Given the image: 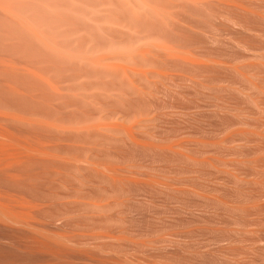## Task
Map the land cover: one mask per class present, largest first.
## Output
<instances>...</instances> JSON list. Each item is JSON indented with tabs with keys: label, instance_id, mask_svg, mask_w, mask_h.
<instances>
[{
	"label": "rangeland",
	"instance_id": "1",
	"mask_svg": "<svg viewBox=\"0 0 264 264\" xmlns=\"http://www.w3.org/2000/svg\"><path fill=\"white\" fill-rule=\"evenodd\" d=\"M8 1L9 0H7V2ZM10 1L15 8L12 5V7L10 5H8V7H11L14 11L6 10V1L5 3L3 1L6 6H3L5 7L4 13L6 11L8 12L5 14L18 12L21 16L26 15L25 17L22 16V18H20L21 20L23 17L26 18L23 19L24 21L22 20L19 22L18 20L19 24L21 23V25H23L22 22L26 24L25 21L27 22L28 20L29 24L24 26L31 29L30 27H32V23H39V25L37 24L35 26H39L42 30L45 28L43 31L47 38H54V40L62 43L63 46L59 42H56L58 46L60 44L64 47V51L72 49V54L75 52V55L78 54L77 56L80 55L79 57L83 58L81 60L79 59V61H83V63H80L74 58L78 62V65H75L76 67H71L72 69L74 68V71L71 69V71H69L70 67H68L67 64V58L66 61L61 59L64 60L62 61L64 62V64H62L64 68H66L65 64H67L66 69L62 67L65 72L61 68L63 74H54V71L56 70L52 71L54 75L58 74L54 77L62 79L58 81L57 79L59 78H55L59 84L64 81L63 84H61L64 85V88L61 87L63 90L66 86L65 82H69L66 89L71 88L70 86L68 87L69 84L71 86L73 85L71 88L72 94H77L73 93V91L77 90L76 86L78 85V99L77 96H75V98L70 93L71 98H68L69 105L64 104L68 103V101H64L67 99L62 98L69 97L70 95L68 92L70 91L67 92L69 96L65 93L66 89L64 90L65 94H63V92L58 93V89L61 88L56 85L59 84H55V81L52 82L53 80L50 81L49 76V79L46 77L47 74H51V71L47 74L45 73V78L41 77L44 73H42L40 69L42 68L41 70L43 71V64L45 66L47 64L42 63L43 67L41 66V68H38V71L36 69V71L37 74L39 71V73H41V75L39 74V78H43L44 80L47 78V81L49 80L50 83L55 84L58 88V91L56 90L57 92H55V94H53L54 92L51 94L49 89L47 91V87L45 88L43 86L48 83L47 81L43 80L46 82L43 84L40 79L41 82L36 83L38 81H36L35 78L38 75L35 74L36 71H33L36 66H40V61L43 62L48 58H46V55L44 57L43 54L40 57L38 55L42 50L51 53V51H46V49H48V45L53 48L51 43L54 44V42L51 41L49 43L45 40V42H48L49 44L46 49H42V46L40 48V44H37L39 41L42 45L45 43H42V40H44L42 38L44 36L42 32L39 35H43L41 36V40H37V34V38L34 36V39H32L33 36H27L31 37L32 40H35L32 41V43L30 41L31 39L28 40L30 41L28 42V44L30 43L29 45L33 44V47L38 45L39 49H41V52L39 51L40 53H38V49H33L37 55L33 51L34 57L32 56L30 60L32 58L35 60L37 57L41 59L40 61H37L35 64H38L34 66L35 61L31 60L33 64L28 62L29 58L27 57L29 56H25V54L33 55V53H27L25 47H22L21 49L20 44L21 46H24L25 44L23 45L21 43L22 41H18L20 38L19 36L15 35L13 37H17L16 39L20 44L10 36L15 40L16 43L12 40L15 45L18 46L19 44L20 48L17 46H14L13 48H16V53L12 48H9L13 47L11 46V39L7 38L9 34L7 36L4 34L8 32L9 28H3L4 24L2 22L3 25L0 24L2 25L0 28L2 27V30H7H4L6 32L3 31V33L0 32V36L2 37L3 35V38L5 37L4 39H10V42H8V45L10 43V46L8 47L6 45L7 48H5L6 43H3L5 40L0 37V43L2 42L4 44L1 43L3 47L0 46V54L11 50L13 56L19 53L18 50L20 51L21 49L22 52L25 51V54L24 52H20V56H18L19 54L17 55L18 60L16 56H14L15 58L13 57L18 61L17 64H20L19 61L25 56L23 57L24 61L26 60L25 62H28V64L31 63L28 65L24 62L25 65L28 67L30 65L34 66L31 68L25 66L28 70L33 68L32 71H30L34 72V74L26 72L27 69L25 70L26 73L30 74L29 77L25 72L23 73L24 70L22 68H24V66L22 63V68H18V65L16 68L14 63L13 68L23 70L20 72L23 73L21 75L24 77H22L19 72L18 76H14L17 74V70L15 69V73L13 68H11L12 64L8 67L11 68V70L6 67L10 64L9 62H7L8 64L6 66L1 64L2 69L4 67L5 69L7 68L4 70L5 73L9 70L6 74L9 75V72H12L13 74H11L13 78L20 76V79L18 80L19 83L16 82V78L13 79L15 83L11 79V84L13 85L14 83L13 88L16 86H24V83H20V80L22 78H31V75H33L34 78H32L35 79V83L40 85H38L39 92L42 93V89H44V94L48 95V97H50L49 94H51V99L44 95L43 97L42 95H39L41 96L39 98L37 96V94H39L37 93L38 89L35 91L38 86L35 83L34 85L32 80L26 79L27 82H25L28 84H25L27 85L26 88L31 86L28 83L29 81L33 85V87L31 86V89H33L34 93H37H35V95L32 94V96L30 92L31 89L29 90L31 95H29L30 99H34L33 105L36 107L39 106L37 107L38 111L41 108L43 109L41 110L44 111L42 113L40 110L41 113L39 111L37 116L35 114L38 112H34L33 116H36L39 119L41 117L42 120L45 114L48 113L47 110L49 111L52 109L51 112H54V115H58L59 113L57 110L59 109L60 111H58L61 112V110L64 109L65 111L63 110L62 112H66V115L64 113L61 114H63L62 116L64 117L66 116V119L61 117L60 119L62 121L59 120L60 123H71V125H74L78 120L77 123H79V125L76 123V125L73 126L74 129L76 128L79 130L80 127V129H83L84 126L82 127V125L84 124H88V127L92 125L93 128L87 127L88 130L92 129L90 135L88 133L89 131H87L85 132L87 133L85 136V133L83 132L84 130L86 131L87 128H85L83 131L81 130L83 132L82 135L79 132L81 136L76 138L77 133H75V137L72 135L76 129L75 131L73 129L74 132L72 131V134H70L71 132L68 133V131H66L67 134H65V130H61L63 127L62 125H55L58 127L60 126V130H58L61 135L65 134L64 136H59V131L57 129V131L52 129L54 124H57L59 116L58 118H56V115L51 116L52 113L49 115L50 112L48 113V116L55 117V120H57L53 123L54 119L51 120L49 117V119L53 121L49 122L53 123V125L49 124V127L46 120L45 122H42V125V123H38L39 120H37V123L43 126V128H39L38 126H35V124L33 126L31 125L35 121L33 118L34 121H31L32 123H30L32 128L31 126L28 127L25 115L28 114L27 118H29L32 114V109L35 110L36 107H33L31 104L33 101L30 100V102L29 97L28 100L25 99L26 101L23 99L22 102H18L21 99L17 98L19 97L17 96L15 102L14 96L20 91L16 92L14 89L15 92L12 93L14 94L13 96L9 91L12 89L13 92L14 90L12 87H9L11 88L8 91L11 95L10 98L0 90V94L2 92V97H4L0 100L2 102L3 99L5 100L4 103L8 106V109L9 105L7 104L9 102L10 105L13 103L14 105L12 104L10 109L16 106L17 109H15V112H20L21 114L19 118L22 116V119L23 117L26 119L25 123L24 121L22 122L23 126L26 124V127L31 128V131H27L28 128L25 129L23 127L18 130L20 127L18 124L22 126V123H20L22 119L20 121L18 118V123L17 113L15 115L14 111L13 113L8 109L5 111L6 108L3 109V106H6L2 103L0 104V107L2 105V109L5 112L10 111V114L16 116V118L13 117L14 115H12V117L17 119V123H15V119L8 118L10 114H4L8 116H5L6 118L4 115L1 116L2 118H5H3L4 121L0 117V123L4 121L2 127H8V129L3 128V132L5 129L7 132L6 134L9 136L12 132L15 136L14 137L12 134L13 138H16L18 142L21 141L19 144H22L24 140L28 141V144L24 142L25 144L23 143L22 145H26V147L29 145V150L34 145L35 147L33 148L38 149V147L40 148L43 146V148L41 147L42 149L40 148L41 150L39 149L40 151L46 148L48 151H52L53 154L60 150L61 153H55V155H61L62 157L63 155L65 157L68 156L69 158L64 157V159L71 162L72 160H70V158L78 156L79 158H77L81 161L82 159H85V155L90 152L92 155L89 153L86 159H88L90 155L89 161L92 158L91 161L93 160L96 165L92 162L94 165L91 169H88V167L85 169V167L81 165L83 168L79 170L78 168L81 167L79 164H82L84 160L81 163L77 162L79 163L77 168L75 165L73 166L72 163L68 164V161L65 165V162L63 163L62 161L66 160H61L56 156V158L60 160V165L59 162H57L58 160L55 161V155H53L55 159L52 160L53 157L51 156L37 157L38 155L36 156V154L39 153L38 150L37 153H35L36 151L34 152L35 155L33 154V151H31V154L29 155L31 158L29 156L26 157V159L29 158L30 161L29 159L28 161L24 159V161L26 160V165L28 164L32 167H28V165L25 166V162L21 161L24 162L22 167L24 166L23 168L26 169L28 167V170L31 171L33 169L39 171L41 174H37L39 172L34 173V170L32 171L36 177L38 175L40 177L44 175L45 177H43L44 179L41 177L42 179L38 181L33 180L35 183L30 181L29 186H35L34 188L28 186L29 180H32V178L37 180L39 176L36 179V177L31 176L32 173H30V171H26L28 174L26 175L23 171L25 169L18 170L19 163L13 164L10 166V168H13L9 169L11 171L14 170L15 174L16 172L22 171V176H31L28 177L30 179H26V176L21 179V176L19 178V174L17 173L16 176L21 181H24L21 182L18 179L21 183H19V185L16 183L17 180H15V175L11 176L12 173H10V176H8L10 170L8 172L7 168L6 170L1 169L5 170V172L2 171L3 173L0 170V179L2 181L0 183V190L1 185L4 183L2 190L9 189L4 192L1 190L2 194L0 192V195H3L1 197L6 199L7 197L9 198L14 187H18V189L15 188L13 190L14 192L12 194H14V196L16 195V197H18L17 194L22 193L19 195L20 198L22 195L26 194L23 196L25 197V202H27L28 198L29 200L32 198L31 200L33 201L32 203L30 200L28 202H31L32 204H29L28 202L27 204H35V206L38 205L39 207V205L43 203L45 204V207L43 206V208L42 205H40L43 208L40 207V210L42 209L41 211L36 209L35 206H30L33 210L30 209L29 205L27 206L29 207V210L26 205L25 207L24 205H20L19 207V204H16L19 198L16 201V197L11 194L10 197L13 196L14 200L12 199L13 202H11V198H9V200L11 203H14L15 201V205L18 207L17 210L20 208V211L23 207L22 211H26V214L27 211L31 212L30 210H32L31 215L34 217L42 216L43 211V213L45 212L44 214H46L45 216L52 219L51 221V219L49 220L43 215L44 218L42 216V219L46 221L44 222V220L39 219L41 222L37 223L39 225V227H37L35 224L39 221L37 220L38 217L36 218V222H34L35 219L32 218V216L30 217V215H28L26 217L25 214L24 217H30V219L28 218L29 221L32 222L34 219L33 225L35 227H30V229L29 227L18 225L20 228L21 226L23 228L20 229L16 226L19 223H15V226H13V223V225L11 224L10 226L8 223L12 222L5 221L8 225L7 226L0 221V236L2 235L0 239V264H102L103 262V264L106 262L111 264L117 262H123L124 264L130 262L151 264H264V0H232L233 2L228 0L229 3H227V5L226 2H223L224 0H216V2L215 0H192L193 3L190 0H146L148 2H144L145 0H138V3H141V1L144 4L149 3L144 9L142 6V8L137 7L136 5L138 4L133 3L132 0ZM234 1L237 4L239 3V5L236 6ZM135 2L137 1L135 0ZM144 4L142 5L144 6ZM240 6L243 7L240 8ZM10 14L6 17H10ZM12 14L11 17L14 16ZM19 14H17L16 16L18 17L15 18L18 19ZM0 15H2L0 16V21H4V23H8L9 21L10 23L13 22L10 18L9 20H6L3 13ZM1 17H3V19ZM11 19L17 20L14 19V17ZM18 22L16 21V23ZM19 24L17 25L19 26ZM12 25L10 24L11 27ZM34 27H32V30L36 29L37 31L38 28ZM15 28L11 29V31ZM25 29L23 28V31ZM18 31L16 33H18ZM14 32L15 31H13V34ZM26 32L28 34V31ZM8 33L12 34L10 31ZM38 33H40L39 30ZM29 34L33 35L31 32ZM22 36L26 35L23 34ZM27 37L25 38L27 39ZM22 38L21 40H23ZM25 41L26 40H24L23 43H25ZM36 41L38 42L36 43ZM54 48H56V46H54ZM29 49L30 48L27 50L30 51ZM60 49L61 47H58V50L63 53V50ZM54 50L56 51L57 48L52 51ZM59 51L57 56L61 55ZM67 52L71 53L70 51ZM68 53L66 54V52H64L62 56L65 54L68 56ZM174 53H176V56L178 57L173 56L175 55ZM11 54H9V56ZM22 54L24 55L21 57ZM72 54L69 55V57L72 56ZM5 55L8 56V54ZM53 55L54 54H52V56ZM75 55L73 57H76ZM179 55H182V57ZM52 56L49 58H53L54 60L58 59L56 56H54L55 58ZM82 56H85V58H92V60L90 59L92 63L98 59V63L95 61L96 65L91 64V62L88 64V62L85 61L87 63L84 64V60H90L85 59ZM3 57L5 56H2V58ZM19 57L21 58L19 59ZM42 57H44L43 60ZM73 57L70 58L72 59ZM7 58L11 61V59H9L10 57ZM7 58L5 57L3 60H7ZM38 58L36 60H39ZM48 59L46 63H48ZM99 59H101V61H99ZM49 60L51 61L52 59ZM54 60H52V62ZM4 63L6 64V61ZM55 63L59 64V61H56ZM70 63L71 62H69V66H71ZM74 64L77 63L74 62ZM50 66L51 68L47 67L52 70V65ZM126 66H128L127 68L130 67L133 69L134 72H130L129 69V71L126 70ZM47 67H44V70H47L46 72L49 71ZM58 68H60V66ZM61 69L58 70L59 73ZM4 71L2 72L4 73ZM69 72L72 74L76 72L74 73L76 74L74 77L76 78V81L71 79L73 75L69 74ZM26 75L27 77H25ZM0 76L3 77L2 74H0ZM1 77L0 84H2L3 81V84L6 86V83L9 81L5 80L6 82L4 83L5 78L2 80ZM51 77L54 78L53 76ZM10 78L8 80H10ZM57 81L56 83H58ZM73 81L77 84L76 86H74V83L71 84ZM16 83L18 84L16 85ZM50 83L46 86L52 88ZM11 84L10 82L8 83V85ZM8 85L6 87L3 86V91H5L4 88H7ZM74 87L75 89L73 90ZM53 89L54 88L51 90L53 91ZM22 92L26 93L24 90H22ZM47 92L49 94H47ZM26 94L28 96V93ZM58 94H61L62 97L58 98L63 101L58 99L59 102L61 101L60 103L56 100L55 103H52L54 101H52L53 98L55 99V97L60 96ZM62 94L65 95V97ZM33 97L37 98L36 103L35 98ZM45 97L48 101H52L49 102V104L51 103L58 107L56 111V108H52L55 106H51L50 108ZM6 98L10 101H6L8 100ZM73 98L76 103L72 101ZM38 99L43 103V100H45L46 104L42 105L43 103H40L41 101H38ZM28 101L32 107L29 105ZM24 102L28 103L30 112L25 111L24 108V112L22 110L19 112L17 111ZM37 102L40 104L36 105ZM70 102L75 103L73 108V103L71 104ZM24 105L26 106V104ZM40 105L42 107H40ZM59 105H61V107ZM75 107L77 108L76 111L74 110ZM66 109H68V111L69 109L70 111L72 109V111H75V114L72 111L71 113L70 111L67 112ZM3 110H0V115H2ZM40 114H44V116H41ZM48 116L46 115L47 120ZM69 116H71V118H68ZM36 117L35 119H37ZM64 119L66 120L65 122ZM10 120H13V125L17 124V126H12ZM44 123H46V125L53 131L47 130L45 132L46 128H44ZM106 124L107 126L109 125V128L106 127L108 129H103L104 127L102 128V126H106ZM11 126L12 129H10ZM76 126H79V128ZM68 127L66 126L67 129ZM33 129H36L37 134L41 130L43 135L40 132L39 133L47 139L43 140V137L40 138L41 136L38 134V140L34 141V139H36L34 137H37V135L35 136L36 131L34 132ZM11 130H14L18 136L20 134L22 138L25 139L18 138V136ZM50 131L53 132L55 136L57 133V136H59L62 141H60V139L58 140L56 136L55 138L60 141L57 143L58 141L54 140V135ZM125 131H129L130 134L134 136V141H136L134 142L131 139H128L129 137L126 136ZM49 132L53 136L49 134ZM23 133H25L24 136ZM28 134L30 135V138ZM31 137H33V142L31 141L33 144H29ZM48 138L54 144L51 143ZM65 138H75V143H78L76 146L77 148L75 146L73 148L71 147L75 144H71L72 139L70 140L71 142L69 139L66 140V142H70H68L67 147L68 145L70 146L68 148L65 147L66 142L64 141L65 143L62 144L63 139ZM40 139H42L43 142L40 141ZM38 141L40 144H43H36L35 142L38 143ZM44 141L48 142V144L51 143V146L44 143ZM54 141L57 142L55 143ZM13 142L17 141L13 140ZM17 143L15 144L17 145ZM58 144L63 148L59 147L60 145ZM47 146L52 148L49 149ZM58 147L60 149H58ZM62 149H67L68 151L72 149L71 152L73 153L66 152L67 155ZM88 150L90 151L86 153ZM50 151L48 153L52 154ZM42 152L41 154L44 155L45 153ZM74 153H76L75 155L77 156H75ZM32 154L34 158L32 157ZM39 158L40 160L41 158H46L44 159L45 162L39 161L40 163L38 162L37 164L36 162ZM47 158H50V160L48 161ZM35 159H37V161ZM74 160L73 162L75 164L76 160ZM31 161L34 163L29 164ZM54 161L58 164L56 165L57 170L52 168L55 165ZM89 161L84 162L90 163L91 161ZM49 162H51L52 166L50 167V170H47L50 166ZM36 164L38 168H36ZM48 164L49 166H47ZM84 165L87 164L84 163ZM98 165L102 166V168ZM14 166H17L15 167L17 170L14 169ZM60 166L62 168H60ZM22 167L20 166L19 169ZM73 167L74 169L76 167L79 172L78 170H75L74 172L72 169ZM45 169L47 172H51L50 174L52 177L45 171ZM43 170L48 175H45ZM61 170L62 175L60 172ZM6 171L8 172V175ZM54 171H56V173H54ZM58 171L61 176L57 175ZM55 174L58 177H56ZM3 175L6 177V181H9V179L13 180V182L16 183L15 186H13L14 183L12 181L6 182ZM53 175L57 178L54 181L49 178L50 176L52 179H55ZM46 177L48 179L44 182ZM23 178L26 179V182L28 181V183H26ZM24 183L28 187L24 185ZM32 183L35 185H32ZM6 185L8 187H6ZM36 185L38 188H36ZM21 188L22 190L20 191ZM15 190L18 191L16 192ZM31 190H34L33 192L35 194H31L33 193ZM5 193H8L7 197L4 195ZM32 195H35L37 199L39 197L38 200L41 199V201L36 200L34 198L35 196L31 197ZM23 197H21L20 200L24 201L22 199ZM3 200L6 201L5 199ZM9 200L7 199V201ZM20 200L18 203H20ZM86 201H91L95 205L93 204L94 206L92 207V203L88 202L90 203L91 208H89V204H87V208L85 207L87 205L84 204ZM36 202L40 203L36 204ZM33 211L38 215L35 216ZM87 213L89 215H87ZM65 214L72 218H69L67 215L65 216ZM50 215L52 217H50ZM58 215L59 217L60 215H63V219L67 217L64 219L65 223L63 221L64 226L62 225V217L53 220V217L55 216L56 218L57 216L58 218ZM89 216L93 218L91 223L87 222L90 218ZM68 218L72 221H69ZM92 218H90V220ZM47 219L48 222L55 221L52 224L57 225L51 226L50 222L48 223L49 228L46 224ZM85 219H87L86 222ZM42 222L46 225V230L43 227ZM41 223L42 227H40ZM4 225L10 231L7 230ZM68 225H70V227ZM62 226H67V230L64 228L62 233H67L69 230L67 234H70V236L64 234L65 236H68L67 238L63 235L64 239L70 238V244H74L72 242H75V244H79L78 246L75 245L71 248L69 247V243L65 242L66 240H60L62 236L60 235L61 237H58V234L61 233ZM83 226L85 228H83ZM52 227L57 228L56 230H53L54 228L52 229ZM17 228L18 230H16ZM39 228H43L44 230H41L40 233ZM11 229L13 231H11ZM19 229L21 232L23 230V235ZM36 229H38V231L35 232ZM47 229L49 231L50 229L52 230L51 233L53 232L54 236L50 232H48V234L53 237L50 235L48 237V235H46L47 233H43L48 231ZM1 230L3 232H1ZM57 230L60 232L58 231V234L54 233V231L57 232ZM75 230L77 232L81 231V233H76ZM16 231L17 233H14ZM72 231H74V233ZM38 232L46 237V239L43 236L40 237L41 244L45 247H42L40 241H37L39 240L38 237L41 236L37 235ZM84 232L86 234H89L88 232H90V236L93 235L94 238H90V236L86 235ZM30 233L33 234L30 235ZM35 233L37 234L35 235ZM55 234L57 235L56 237ZM80 234L83 236H79ZM95 235L99 236L96 237ZM86 236L90 239L88 240ZM33 237L37 242L35 239H32ZM50 237L52 239L56 238V241L60 240L59 242H65L64 245L68 244V248L66 245L61 246L62 243L59 244V242L56 243L60 246L52 247L55 240L53 239V241L49 239L47 242ZM34 241L35 243H33ZM43 242H45V244ZM49 242L53 243L48 246ZM89 242H92L91 245ZM32 243L34 249L37 247L35 250L36 252L33 250ZM50 247H52V249ZM54 247H57L60 253L56 251L57 249ZM29 248L32 249V251ZM39 248H45L47 251L50 250L51 253H45L46 251H43L45 249L40 250ZM53 249L54 251H52ZM37 250L39 252H37ZM40 252L43 253L36 254ZM53 252L56 255L58 254V257L54 256ZM51 254L54 257H52ZM111 260L113 262H111ZM99 261L101 262L99 263Z\"/></svg>",
	"mask_w": 264,
	"mask_h": 264
},
{
	"label": "bare ground",
	"instance_id": "2",
	"mask_svg": "<svg viewBox=\"0 0 264 264\" xmlns=\"http://www.w3.org/2000/svg\"><path fill=\"white\" fill-rule=\"evenodd\" d=\"M3 1H4V3H5V1H6L7 4L5 3V5H7V7L4 5ZM3 1L0 0V2H1V3H0V5H1V6H0V12L3 13V16H4V17H6V16H9L10 13H9V14H5L7 11L4 13V11H5L4 9H5V7H6V10H8V11H12V12H13L14 10H12V8H11L13 5H12V2H11L10 0H9L10 2H9V1L7 2V0H3ZM17 1H18V0H17ZM19 1H20V0H19ZM129 1H130V0H129ZM136 1H137V2H135V0H134V1L132 0L133 3L138 4V5H136L137 7H140V8L143 7V9H144V7H147V6H146L147 4H149V3L144 4V3H142V1H141V3L144 4V6H143L140 2L138 3V0H136ZM184 1H185V0H184ZM187 1H189V0H187ZM190 1L192 2V0H190ZM200 1H202V0H200ZM209 1H210V0H209ZM213 1H214V0H213ZM231 1H232V0H231ZM13 2H14V1H13ZM144 2H148V1L145 0ZM215 2H216V0H215ZM217 2H219V1H217ZM223 2H226V5H227V3H229L228 0H224ZM232 2H233V1H232ZM232 2H231V3H232ZM192 3H193V2H192ZM221 3H222V2H221ZM231 3H230V4H231ZM234 3H236V2L234 1ZM140 4H141V5H140ZM222 4H223V3H222ZM224 4H225V3H224ZM8 5H10V6L12 5V6L9 8ZM14 5H16V4H14ZM19 5H20V4H19ZM231 5H232V4H231ZM237 5H239V3H238V4L236 3V6H237ZM3 6H5V7H3ZM20 6H21V5H20ZM141 6H142V7H141ZM233 6H234V4H233ZM2 7H3V9H2ZM13 7L15 8V6H13ZM17 7H18V6H17ZM242 7H243V6H242ZM242 7L240 6V8H242ZM2 10H3V11H2ZM23 10H24V9H23ZM15 11H16V10H15ZM18 11H19V10H18ZM12 12H11V14H12ZM2 13H0V14H2ZM7 13H8V12H7ZM11 14H10V17H6V20H9V18H10V20L13 21V22L10 23V21H9V22H8V21H5V22H8V23H4V21H0V24H2V22H3V24H4V25L2 24V25L4 26L3 28H7V29L9 28L8 32L10 31V32L12 33V34H10V33L6 32V31H4V30H7V29L2 30L3 28H2V27L0 28V29H1V31H0L1 33H3V31L7 33V34L4 33L5 36H7V35L9 34V35L7 36V38H10V39H11V43H12L11 46H13V47H9V46H10V43H9V45H8V42H10V39H7V38H6V39H7V42H6V39H4L5 37L3 38V35H2V37H1V36H0V37L3 38V39L5 40V42H3V43H6L5 46L7 45L10 49H11V48L13 49L14 46H17V45H15V44L13 43V41H14V42H15V40H16V42H18V41H22L21 43H22L23 45L25 44L24 46H21V44L18 42V43L20 44L21 49H22V47H23V48L25 47L26 50H25V49H23V50H25L27 53H28V52H31V54L33 53L34 50H37V49H38V53H40V52H41V49H39V46H38V45H36V47H33L34 45H33V44L29 45L30 43L28 44V42L31 41V43H32V41H35V40H32V39H34V36H35V38H37V36H38L37 40H39V39L41 40V36H43V35H41V36H39V35L41 34V32L44 34V31H43V30H44L45 28H43V30H42L39 26H35V25H37V24L39 25V23H36V24L32 23V27L35 26L34 28H38V30L40 31V33H38V30L36 31V29L32 30V27H30L31 29H28L26 26H24V25H28V24H29V21H28V20H27V22L25 21L26 24H24V22H22L23 25H21V23L19 24V22H21L23 19H26V18H24L26 15H25V16L22 15V16H24V17H23V19L21 20L20 18H22V16H21L18 12H17V13L14 12V13L12 14V15H14V16H12V17H14V19H17V18H15V17H18V16H16V15L19 14V18H18L17 20H13V19H11V18H12V17H11ZM0 16H2V15H0ZM20 16H21V17H20ZM1 18L3 19V17H1ZM7 18H8V19H7ZM18 20H19V22H18ZM14 21H15V22H14ZM16 21H17L18 23H16ZM23 21H24V20H23ZM15 23H16V24H15ZM6 24H9V25H6ZM10 24H11V25H12V24L14 25V26L12 25L13 28L18 27V28H15V29L13 30V31H15L14 34H13V31H11V29H13V28L10 26ZM17 24H19V26H18ZM30 24H31V23H30ZM33 24H34V25H33ZM2 25H0V26H2ZM5 25H6V26H5ZM20 25H21V26H20ZM7 26H9V27H7ZM30 26H31V25H30ZM40 26H41V25H40ZM22 27H23L24 29L27 28L28 30L25 29V30L23 31V28H22ZM28 27H29V26H28ZM21 29H22V32H21ZM40 29H41V30H40ZM18 30H20V31H18ZM29 30H32L33 32H32V31H29ZM17 31H18V33H16ZM26 31H28V34H27ZM35 31H36V32H35ZM23 32H24V33H23ZM30 32H31V34H33V35H30V34H29ZM1 33H0V34H1ZM21 33H22V34H21ZM45 33H46V32H45ZM18 34H19V35H18ZM20 34H21V35H20ZM23 34L26 35V36H22ZM36 34H37V36H36ZM15 35L20 37V38L18 39V41H17V39H16L17 37H16V38L13 37V36H15ZM28 35H29V36H33V38L31 39V37H27ZM10 36L13 37V39H15V40H13ZM44 36H45L46 38H45ZM44 36L42 37V38L44 39V40H42V43L45 42V40L48 41L49 43L52 41V42H54V44L51 43V45L53 46V48H52L50 45H48V44H49L48 42L43 43L44 45H42L40 41H39V42L36 41V43L38 42L37 44H40V48H41V46H42V49H43V48L46 49V48H47V45H48V49H46V51H51V53L53 52L52 54H54V55L52 56L51 53H48V52H45V50H42V52L40 53L41 55L39 54L38 56L40 57V56H42V54L44 55V57H45V55H46V58H47V57L49 58L50 56H52V57L56 56V58H58L57 60H54L53 58H49V59H52V60H54L55 62H56V61H57V62L59 61V64H60V65H59L58 63L56 64L54 61L52 62V60L50 61L48 58H47V59H48V63H49V64L46 63V62H47V59H45L46 61L44 60L45 62H44V61L41 62V61H40L41 59L38 58V57H37V58H38L39 60H36L37 58H36L35 60H34V58H32L31 60H34V61H35V62H34V66L38 64V63L35 64L37 61H40V63H39L40 66H38V67L36 66L35 69L32 68L33 71H36V69H37V71H38V68H41L42 63L47 64L46 66L43 64V66H44L45 68H46L47 66L51 68L50 65H52V70H50V68L47 67V69H49L48 72H46L47 70H46V69L44 70V67L42 66V67H43V71H45V72H43V71L41 70L42 68L40 69V71H41L42 73H44V74H42V75H41V73H39L40 71L38 72V74H37V71L35 72V74L38 75V76L35 78L36 81H38V82L34 81L35 79H33V78H34L33 75H31V78H29V77H30V74H31V73L34 74V72H31L32 69H30L31 71L27 69L28 66L25 65V63H26L25 61H26V60L24 61V59H23V57H25V56H29V57H27V58H29L28 62H31V63H32V61L30 60V58H31L32 56L34 57V53H36L35 51H34L33 55H26V54H25V51H23L24 54H25V56H23L24 54L21 55V57H22V56H23V57H22V60H21L22 62L19 61L20 64H17V62H18V61H17V60H18L17 55L19 54L18 56H20V54H21L20 52H22L21 49H20V51L18 50L19 53H17L16 55H13V56H12V54H11V50L3 52V53H2L3 55L0 54V56L2 55V56H5L6 58H7V57H10L9 59H11V61H9L8 58H7L8 61H7V60H3L5 57L2 58V56H1V57H0V62H1V60H2L3 63L6 61V64H5V63L3 64V63L1 62L0 65L2 64L3 66H6V65L8 64L7 62H9L10 64H8V65L6 66L7 68L10 67L11 64H12V67H11V68H13L14 66H15L16 68H17L18 66H19L18 68H20V67L22 68V65L24 66L25 69L22 68L24 71L21 70V69H18V70H17L16 68H13V70L15 71V73H16V70H17V74L14 75V76H18V72L20 73V72L23 71V73H24L26 69H27L26 72L30 73V74H28V73L25 72L29 77H28V78H22V79L20 80V83H24V86H21V87H17V86H16V85L19 83L18 80L20 79V78H19L20 76L17 77V78L14 77V78H16V80H17L16 82H18V83H16V85H15L16 87L13 88L14 83H15V81H13V79H14L13 76H12L13 73L11 72V73H12V74H11V73L9 72V75H11V76H9L8 74H6L7 71H9V70H7L6 73H5L4 70H6L7 68L5 69V67H4V68L2 69V65L0 66L1 70L4 71V73H3V72L0 70V71H1L0 74H2V76H3V77L0 76L1 79L3 80V79L5 78V79H4V83H5L6 81H9L10 84H11L12 81L14 82L13 85H12V84H11V85H8L9 82L6 83V86L8 85V87H7V88H4L5 91H3V86H5V84H3V81L1 80V81H2V84H0V90H2L3 94L8 95L9 98H10L11 95L14 96V94H12V93H14L15 90H16V92H17V91H20V92H17V95L15 94L16 96H14L15 100H14V99H13V100H14L15 102H16L17 98H20V99H21V100L18 99V100H20V101H18V102H22L23 99H24V100H25V99L28 100V97H29V101H30V100H32V99H30V96H31L32 94L35 95L36 92L34 93V92H33V89H31V86L33 87V85L31 84V82L28 81L29 85H31V86H28V87H27L28 89L26 88V86L28 85V84L26 83L28 79L32 80V81H33V84H34L35 82H36V83H39V82H41V80H42V83L44 84V83H46V82H44V81H47V78H48V76H49V77H50V81L53 80L52 82L55 81V82H54L55 84H59L58 81H59L61 78L57 77V78H59V79H57V78L54 77V76H57L58 74H63L62 69L64 68V66H63L62 64H64V62H62V61H64V60L66 61V58H67V62H68V63H67V62H66V63L68 64V67H70V68H69V71H71V70L74 71V68L72 69L71 67H73V66L76 67L75 65H78L77 60L79 61V59H80V60L83 59V58H80V57H79L80 55L77 56V55H78L77 53H76L77 55H75V52H74V51H73L74 54H72V51H71L72 49H69V50H66V49H65L66 51H64V49H63L64 47H62L63 45H62L61 42H59V41H57V40H54V38H52V39L49 38V37L47 38L46 34H44ZM22 37H24V38H22ZM25 37H27V39H26ZM39 37H40V38H39ZM21 38H22L23 40H21ZM3 39H2V40H3ZM30 39H31V40H30ZM47 39H49L50 41L47 40ZM0 40H1V39H0ZM4 40H3V41H4ZM8 40H9V41H8ZM12 40H13V41H12ZM24 40H26L25 43H23ZM28 40H30V41H28ZM16 42H15V43H16ZM26 42H27V43H26ZM56 42H59L62 46H61L60 44H59V46H58V44H57ZM1 43H2V42H1ZM1 43H0V46L3 47L4 44L2 43L3 45H1ZM36 43H34V44H36ZM13 44H14V45H13ZM19 44H18L17 47H19ZM27 44H28L30 47H29ZM55 44H57V45H55ZM7 46H6L5 48H7ZM44 46H45V47H44ZM54 46H56V48H57L56 51H55V50L52 51L53 49H56V48H54ZM57 46H58L59 48L61 47V49L63 50V53H62L61 51L58 50V47H57ZM20 47H19V48H20ZM27 47L30 48V49H29L30 51L27 50V49H28ZM31 47H32V49H31ZM50 47H51V48H50ZM19 48H17V49H19ZM34 48H35V49H34ZM49 48H50V49H49ZM165 48H167V47H165ZM33 49H34V50H33ZM51 49H52V50H51ZM61 49H60V50H61ZM67 49H68V48H67ZM15 50H16V48L13 49L14 52H15ZM1 51H2V48H1ZM13 51H12V53H13ZM16 51H17V50H16ZM39 51H40V52H39ZM58 51H59V53L61 54V55H58L59 57L61 56L60 58L57 56ZM67 51H70L71 53H68ZM23 52H22V53H23ZM43 52H44L45 54H44ZM54 52H55V53H54ZM64 52H66V54L68 53V56L65 54V55H63V56H64V57H63L62 54H64ZM15 53H16V52H15ZM5 54H8V56H6ZM9 54H11V55L9 56ZM13 54H14V53H13ZM50 54H51V55H50ZM55 54H56V55H55ZM71 54H72V56H70V57H73L74 55L76 56V57H73V58H72L73 60L69 57V55H71ZM174 54H175V55H173V56H176V53H174ZM36 55H37V53H36ZM36 55H35V57H36ZM11 56H12V58H13L14 56H16L17 60L14 59L15 57L12 59ZM66 56H67V57H66ZM179 56L182 57V55H179ZM21 57H19V59H20ZM44 57H42V60L44 59ZM78 57H79V58H78ZM82 57L85 58V56H82ZM176 57H178V56H176ZM54 58H55V57H54ZM74 58H76L77 60L74 59ZM59 59H60V60H59ZM61 59H64V60H61ZM68 59H70V60H68ZM85 59H89V60L91 59V60H92V58H87V57H86ZM96 59H97V58H96ZM91 60H90V61H88V60H84V64H86L87 62H88V64H90ZM94 60H95V59H94ZM97 60H98V59H97ZM97 60H95V61H97ZM13 61H15V62H13ZM85 61H87V62H85ZM95 61H94V63L91 62V64H95ZM99 61H101V59H99ZM12 62H13V63H12ZM24 62H25V63H24ZM28 62H27L26 64H28ZM61 62H62V63H61ZM69 62H71V63H70L71 66H69ZM74 62H76L77 64H74ZM79 62H80V63H83V61H82V62L79 61ZM14 63H15V65H14ZM21 63H22V65H21ZM31 63H29V64H31ZM50 63H51V64H50ZM80 63H79V64H80ZM97 63H98V61H97ZM99 63H100V62H99ZM101 63H102V62H101ZM29 64H28V65H29ZM32 64H33V63H32ZM67 64H65V65H66V68H67ZM73 64H74V65H73ZM88 64H87V65H88ZM13 65H14V66H13ZM17 65H18V66H17ZM56 65H58V66H56ZM95 65H96V64H95ZM25 66H27V67H25ZM34 66H33V65H30L28 68H31V67H34ZM53 66H54V67H53ZM59 66H60V68H58ZM56 67H57L58 69H57ZM62 67H63V68H62ZM127 67H128V66H126V68H127ZM11 68H8V69L11 70ZM54 68H55V69H54ZM61 68H62V69H61ZM66 68H64V69H66ZM106 68H107V66H106ZM15 69H16V70H15ZM59 69H61V70H60V73H59V71H58ZM64 69H63V70H64ZM70 69H71V70H70ZM75 69H76V68H75ZM104 69H105V68H104ZM104 69H103V70H104ZM107 69H108V68H107ZM124 69H125V68H124ZM128 69L130 70V72H134V70L131 69L130 67L127 68L126 70H128ZM13 70H12V71H13ZM20 70H21V71H20ZM53 70H56V71H54V74H55V73H58V74L54 75L53 72H52ZM101 70H102V69H101ZM129 70H128V71H129ZM132 70H133V71H132ZM50 71H51V72H50ZM67 71H68V70H67ZM105 71H106V69H105ZM105 71H104V72H105ZM49 72H50L52 75H51V74H47V73H49ZM61 72H62V73H61ZM64 72H65V70H64ZM76 72H77V71H76ZM76 72H74V73H76ZM107 72H108V70H107ZM15 73H14V74H15ZM23 73H20V75L23 74ZM45 73L47 74V75H46L47 78H46L45 80H44L43 78H39L40 75H41V77H44V78H45ZM74 73L72 74V73L69 72V74H72V75H73V76L71 75V76H72L71 79H73V80L76 79V78H74L75 75H76V74H74ZM145 73H146V72H145ZM145 73H144V74H145ZM4 74H6V75H4ZM39 74H40V75H39ZM7 75L9 76V78H10V77H12V78H10V80H8L9 78H8ZM27 75H26L25 77H27ZM50 75L53 76L54 78H52ZM67 75H68V74H67ZM21 76H22V75H21ZM35 76H36V75H35ZM60 76H61V75H60ZM6 77H7V79H6ZM22 77H24V76H22ZM32 77H33V78H32ZM37 78H38L39 80H40V79H41V80L39 81ZM55 78H56L58 81H57ZM11 79H12V81H11ZM26 79H27V80H26ZM48 79H49V78H48ZM54 79H55V80H54ZM69 79H70V78H69ZM5 80H6V81H5ZM23 80H24V81H23ZM43 80H44V81H43ZM61 80H62V79H61ZM25 81H26V82H25ZM50 81L48 80V81H47L48 83H46V84H44V85L41 84V85H43L45 88L47 87V91H48V89H49V92H50L51 94H52V92H54L53 94H55V92H57L58 90H59L58 93H59V92H60V93L63 92V94L66 93L67 95H68V93H69V95H70V93L72 94V89H71V88L73 87V85H72V86H71L70 84L68 85V87H69V86L71 87V88H70L71 90H70L69 88L66 89V86H67V84H68L69 82H68V83L65 82V85H66V86H65V89H66V91H65V93H64V90H65V89H64V90L62 89V88H64V85H61V84H63L64 81H62L61 84L56 85L57 87H58V86H59L60 88L62 87L61 89H58V88L55 86V84H54V83H50ZM56 81H57L58 83H56ZM75 81H76V80H75ZM36 83H35V84H36ZM49 83H50V86H52V88H54L53 91L51 90V89H52L51 87H50V88H51V89H50L49 86H46L47 84L49 85ZM73 83H74V81H73L71 84H73ZM25 84H27V85H25ZM35 84H34V85H35ZM52 84H54V85H52ZM74 84H75L74 86L77 85L76 83H74ZM1 85H2V87H1ZM21 85H23V84H21ZM36 85L38 86L39 84H36ZM6 86H5V87H6ZM37 86H36V87H37ZM39 86H40V85H39ZM39 86H38V88H36V90H35V91H37V89H38V92H37V93H39V94L36 93L37 96L40 98L41 96H39V95H42V97H43V95H44V96H47V98H50V97H51V94H49V93L47 92V94L50 95V97H48V95L44 94V89H42V90H43V92H42L43 94L39 92ZM43 86H42V88H43ZM9 87H12L13 90H14V89H15V90L12 92V89L9 88ZM24 87H25L26 89H25ZM29 87H30V88H29ZM55 87H56V88H55ZM8 88H9V89H8ZM19 88H20V89H19ZM21 88H24V89H21ZM40 88H41V87H40ZM76 88H77L76 91L74 90L75 87L73 88V90H74L73 93H77V94H78V92H77V91H78V85L76 86ZM6 89H7V90H6ZM10 89H11V91H9ZM17 89H19V90H17ZM30 89H31L32 91H31ZM34 89H35V86H34ZM57 89H58V90H57ZM22 90H24L26 93H28V96H27L26 93H23ZM29 90H30V92H31V95H30V93H29ZM42 90H40V91H42ZM56 90H57V91H56ZM60 90H61V91H60ZM62 90H63V91H62ZM8 91L11 92V95L9 94ZM68 91H70V92H68ZM2 92H1V94H2ZM4 92H8V93H4ZM67 92H68V93H67ZM18 93H20V94H18ZM21 93H23V94H21ZM1 94H0V95H1ZM3 94L1 95L0 99L4 98V97H2ZM56 94H57V93H56ZM63 94H62V95H63ZM77 94H72V95H73V97L77 96V99H78V95H77ZM5 95H4V96H5ZM22 95H23V96H22ZM24 95H26L27 98H26V96H24ZM29 95H30V96H29ZM58 95H60V96H57V97L54 96L55 99H54V98L52 99V101L54 100L53 102H52L51 100L48 101L47 98L45 97V98H46L45 100H47V103H48V105L50 106V108H51V106H55V105H54V104L52 105L51 103L49 104V102H52V103H55L56 101L59 102V101H58V99H59L58 97H62V96H61V94H58ZM69 95H68V96H69ZM13 96H12V97H13ZM17 96H19V97H17ZM32 96H33V95H32ZM63 96L65 97V95H63ZM5 97H6V96H5ZM16 97H17V98H16ZM22 97H24V98H22ZM33 98H35V103H36V99H37V98H36V97H33ZM56 98H57V99H56ZM68 98H71V95H70L69 97L62 98V99H67V100H64V101H68ZM75 98H76V97H75ZM6 99H8V98H6ZM50 99H51V98H50ZM62 99H59V100H62ZM13 100H12V101H13ZM39 100H40V99H38V101H39ZM45 100H43L44 103L40 100V101H41L40 103H43L42 105L46 104V103H45ZM55 100H56V101H55ZM71 100H72V99H71ZM71 100H70V101H71ZM4 101H5L4 99H3V102L0 100V104L3 103V104L5 105ZM6 101H10V100L8 99V100H6ZM12 101H11V102H12ZM25 101H26V100H25ZM29 101H28V103H29ZM32 101H33V102H32L31 104L33 105V104H34V99H33ZM62 101H63V100H62ZM72 101H74V98H73ZM76 101H77V100H76ZM30 102H31V101H30ZM60 102H61V101H60ZM60 102H59V103H60ZM74 102H75V101H74ZM74 102H72V103H73L72 108H73V106H74L75 103H76V102H75V103H74ZM7 103H8V102H7ZM9 103H10V102H9ZM9 103L7 104V105H9V109L7 108L8 106H6V105H5L6 107L3 106V109L6 108L5 111L8 109V110H11L12 112H13V111L15 112V109H17L16 106H15V107H12V109H10V107L12 106L13 103H12L11 105H10ZM28 103H27V102H26V103L24 102L22 105H21V103H20L21 107H20L19 110H17V111H18V112H19L20 110L23 111V108H24L25 111H27V112L29 111V112H30V110H29V109H30V108H29L30 103H29V105H28ZM40 103L37 102L36 105H38V104H40ZM62 103H63V102H62ZM70 103H71V102H70ZM72 103H71V104H72ZM16 104H19V103H16ZM24 104H26V106H25ZM64 104H68V105H69V101H68V103H64ZM71 104H70V105H71ZM13 105H14V104H13ZM48 105H46V106H48ZM57 105H58V104H57ZM68 105H67V106H68ZM27 106H28V110H27ZM30 106H31V105H30ZM59 106L61 107V105H59ZM62 106H64V105H62ZM18 107H19V106H18ZM31 107H32V106H31ZM33 107L35 108L36 106L33 105ZM37 107H39V106H37ZM37 107L35 108V110L32 109L33 111H32L31 116H33L34 112H35V113L38 112L37 114H35L36 116L39 114V111H40L42 108L38 111ZM40 107H42V106L40 105ZM43 107H44V106H43ZM60 107H59V108H60ZM0 108H1L0 110H3V109H2V105H1ZM21 108H22V109H21ZM44 108H45V107H44ZM52 108H54V109L56 108V109H55V111H56L58 107L55 106V107H52ZM62 108H63V107H62ZM62 108H61V109H62ZM65 108H66V105H65ZM68 108H69V107H68ZM75 108H76V107H75ZM75 108H74V110L76 111L77 108H76V109H75ZM46 109H47V107H46ZM42 110H43V109H42ZM42 110H41V111H42ZM51 110H52V109H51ZM51 110H49V111L47 110L48 113L50 112L49 115H51V113H52L51 116H55V115H56V116H57L56 118H58V116H59V119H58L57 124L55 123V121H57V120H55V117H50V116H48V113H47V112H46L47 114L44 113L45 116H44V114H42V115L40 114L41 116H44V117H45V118H44V117L42 118L43 121L41 120V117H40V116H39L40 119L37 118L36 116H33L32 118H30L31 116H29V118H27V115H28V114H27V115H25V116H26V119H27V121H26L25 117H23V119H25V120L22 119V116L19 118V116L21 115L20 112H19V113L15 112V115H16V113H17V116H18L17 119L19 118L20 121H21V119H22V121H21L20 123H22L23 121H24V123H25V121H26V123L28 122V123H27V124H28V125H27L28 127H30L31 125L34 126V124H35V126H38L39 128H41V127L43 128V126H41L40 124H41L42 122H45V120H46V123H48L47 125H48L49 127H50L49 124H52V125H53V123H55L54 126H53V128H52V129H54L55 131H57V130L59 129V127H60V126L58 127V126H55V125H62L63 127L61 126V127H62L61 130H65V131H64L65 134H67L66 131H68V133L71 132L70 134H72V131H73V129H74L73 126L76 125V123H77L78 120L76 119L77 121H76V123H74V125H73V124L71 125V123H69L71 126H70L68 123H65V124H64L63 122L60 123V121H62L60 118H61V117H62V118H65V117H66V116H65V117L62 116L63 114H61V113H64V112H62L64 109L61 110V112H59L60 110L58 109V110H59V111L57 110V112L59 113L58 115H57V114L54 115V112H51ZM66 110H67V112L70 111V109H69V111H68V109H66ZM5 111L3 110L4 113L2 112V115H0V117L3 116L4 114H7V113H8L7 115H9V114L11 113L10 111H8V112H5ZM22 111H21V113H22ZM41 111H40V113H41ZM45 111H46V110H45ZM64 111H65V110H64ZM71 111H72V109H71ZM71 111H70V113H71ZM75 111H72V112L74 113ZM14 112H13V113H14ZM23 112H24V111H23ZM43 112H44V111H42V113H43ZM73 113H72V114H73ZM24 114H25V113H24ZM64 114L66 115V112H65ZM67 114H68V113H67ZM72 114H71V115H72ZM74 114H75V113H74ZM12 115H14V114H10L9 117L6 116V115H4V117L6 116V117H8V118H10V119H11V118H12V119H15L16 116L14 115L13 117H15V118H13ZM22 115H23V113H22ZM46 115L48 116V120H47V118H46ZM60 115H61V116H60ZM23 116H24V115H23ZM4 117H3V118H4ZM6 117H5V118H6ZM35 117H36L37 119H35ZM49 117H50L51 120L54 119V120H53L54 122L51 121V120L49 119ZM1 118H2V117H1ZM3 118H2V120L5 119V118H4V119H3ZM33 118H34L35 121L33 120ZM68 118H71V116H69ZM74 118H75V117H74ZM17 119L14 120L15 123H17V122L19 123V119H18V121H17ZM29 119H30V121H29ZM65 119H66V118H65ZM65 119H64V122L66 121ZM6 120H9V119H6ZM37 120H39V122H38ZM59 120H60V121H59ZM70 120H71V119H70ZM0 121H1V120H0ZM4 121H5V120H4ZM4 121H3V122H4ZM10 121H11V120H10ZM16 121H17V122H16ZM31 121H34V122H33V124L30 125V123H32ZM47 121H48V122H47ZM49 121H50V122H53V123H50ZM68 121H69V119H68ZM68 121H67V122H68ZM74 121H75V120H74ZM3 122L0 123V124H1V126H0V127H1V128H0V170H1V169H5V170H6V168H7V169H8L7 171L9 172V170H10L11 168H13V167L10 168V166H12L13 164H16V163H17V164L19 163V164H18L19 167H20V166L22 167L23 163H24L26 160L28 161L29 158L26 159V157H28V156L31 154V151H33V154H34V152L36 151L35 153H37V150H38L39 153L36 154V156L38 155L37 157H41V156H44V157L51 156V157H53V155H55L56 152L53 154V152L49 150V151L52 153V154H50V153H48L49 151H48L46 148H45L46 150H45V149L42 150L43 152L40 151V150L43 148V146H41L42 148L40 147V148H41V149H40V148L38 147V145H37L38 149H37V148H33V147H35V145H34V146L29 150V148H30L29 145H28L29 147L27 146L28 148L26 147V145H22L24 142H26V143L28 142V141H26V140H24V142H23V140H22L23 143H22V144H19V143H21V141L18 142V140H17L16 138H13L14 134H13L12 132L10 133V130H9L10 136H9L8 134H6L7 132H6L5 129H4V132H3V130H2L3 128L8 129V127H4V126L2 127V123H3ZM14 122H13V120L11 121L12 126H17V124H16V125H15V124L13 125ZM35 122H36V123H35ZM37 122H38V123L41 122V123L38 124ZM6 123H8V122H6ZM6 123H5V124H6ZM46 123H44V125H45L44 128H46L45 132H46L47 130H52V129H50V128L46 125ZM59 123H60V124H59ZM72 123H73V118H72ZM80 123H81V122H80ZM3 124H4V123H3ZM9 124H10V123H9ZM9 124H8V126H9ZM66 124H67V125H66ZM10 125H11V124H10ZM24 125H25V126H23V123H22V126H21L20 124H18V126H20L18 130H20L21 127L25 128V129L28 128V127H26V124H24ZM42 125H43V123H42ZM65 125H66L67 127L69 126L68 129L66 128ZM77 125H79V123H77ZM80 125H82V124H80ZM87 125H88V124H87ZM87 125H86V124L82 125V127L84 126L83 129H80L81 127L79 128V126H76L77 128H79L80 131H79L78 129L75 128L76 131H75V129H74L75 132L73 131V132H74V133L72 134L73 137L76 136L75 133H77V136H76V138H77L78 136L80 137V136L82 135L83 132L85 133V132H87V131H89L88 133H89V135H90V133L92 132V131H91L92 129H89V130H88V128H93V126L91 125L90 127H88ZM89 125H90V124H89ZM5 126H6V125H5ZM12 126H11L10 129H12ZM108 126H109V125H108ZM108 126H107V124H106V126L103 125L102 128L104 127L103 129H108V128H109ZM111 126H112V125H111ZM111 126H110V127H111ZM54 127H55V128H54ZM57 127H58V128H57ZM64 127H65L66 129H65ZM71 127H72V128H71ZM87 127H88V128H87ZM106 127H108V128H106ZM113 127H114V126H113ZM17 128H18V127H17ZM31 128H32V126H31ZM31 128H28L27 131H28V130L31 131ZM39 128H38V129H39ZM47 128H48V129H47ZM70 128H71L72 130H71ZM85 128H87L86 131L84 130ZM15 129H16V127H15ZM25 129H23V130H25ZM56 129H57V130H56ZM69 129H70V130H69ZM113 129H114V128H113ZM33 130H34V129H33ZM33 130H32V132H33ZM59 130H60V129H59ZM59 130H58V131H59ZM81 130H82V131L84 130V131L82 132ZM115 130H116V126H115ZM11 131L14 132V130H11ZM27 131H23V132H27ZM35 131H36V129L34 130V132H35ZM38 131H39V130H38ZM52 131H53V130H52ZM39 132L41 133V130H40ZM39 132H38V134H40ZM50 132H51V131H50ZM50 132H49V134L53 133V132H51V133H50ZM79 132H80L81 135L79 134ZM125 132H126V131H125ZM128 132H129V131H128ZM128 132L125 133L126 136L129 137L128 139H131L132 141H134V136H133L132 134H130V132H129V133H128ZM14 133H15V135L18 136V134H17L16 132H14ZM19 133H20V132H19ZM21 133H22V131H21ZM30 133H31V132H30ZM35 133H36L35 136L37 135V137H34V138H36V139H34V141L38 140V138H39V137H38L39 135L37 134V131H36ZM58 133L60 134V131H59ZM12 134H13V136H12ZM24 134H25V133H23V136H24ZM41 134L43 135V133H41ZM41 134H40V136H41ZM59 134H58V135H59ZM65 134H62V135L60 134L59 136H64ZM46 135H48V134H46ZM51 135H52V134H51ZM51 135H50V136H51ZM53 135H54V133H53ZM53 135H52V136H53ZM86 135H87V133H85V136H86ZM11 136H12L13 140L17 141L18 143H17V142H13ZM17 136H16V137H17ZM25 136H26V135H25ZM28 136H29V138H30V135H29V134H28ZM56 136H57V133H56ZM56 136L54 135L53 138H55ZM59 136H57V139H58V140L60 139V141H62L61 138H59ZM83 136H84V135H83ZM14 137H15V136H14ZM42 137H43V138H42ZM79 137H78V138H79ZM18 138L21 139L22 136L19 134ZM26 138H27V137H26ZM29 138H28V139H29ZM40 138H42L43 140H44V139H47V138H44V136H41ZM22 139H25V138H22ZM28 139H27V140H28ZM42 139H40V141H42ZM57 139L55 138L54 140H57ZM67 139H69V141L72 139V140H71V141H72V143H71L72 145L75 143V141H74L75 138H74V139H73V138H65V139H63V143H62V144H64V143L66 142ZM48 140H50V139L48 138ZM48 140H47V141H48ZM52 140H53V139H52ZM58 140H57V141H58ZM31 141L33 142V137H31V140H30L29 144L31 143ZM57 141H54V142L56 143ZM60 141H58L57 143H59ZM64 141H65V142H64ZM69 141L66 142V146H65V147H67V144H68ZM71 141H70V142H71ZM73 141H74V142H73ZM76 141H77V139H76ZM135 141H136V140H135ZM135 141H134V142H135ZM42 142H43V141H42ZM50 142L53 143L51 140H50ZM70 142H69V143H70ZM15 143H17V145H22V146H17ZM35 143H36V144H40L39 141H38V143H37V142H35ZM44 143L48 144V142H45V141H44ZM51 143H50V144H51ZM24 144H25V143H24ZM27 144H28V143H27ZM31 144H33V143H31ZM41 144H43V143H41ZM41 144H40V145H41ZM46 144H45V145H46ZM50 144H48V145H50ZM53 144H54V143H53ZM77 144H78V143L76 142V143H75L73 146H71V147H72V148H73L74 146L76 147ZM137 144H138V143H137ZM55 145H56V144H55ZM55 145H54V146H55ZM58 145H60V144H58ZM23 146H24V147H23ZM50 146H51V145H50ZM69 146H70V145H68V147H69ZM47 147H49V146H47ZM59 147H61V145H60ZM59 147H58V149H60ZM68 147H67V148H68ZM155 147H156V146H155ZM157 147H158V146H157ZM51 148H52V147H51ZM51 148L49 147V149H51ZM54 148H55V147H54ZM61 148H63V147H61ZM76 148H77V147H76ZM33 149H34V150H33ZM35 149H36V150H35ZM39 149H40V150H39ZM54 150H55V149H54ZM65 150H67V149H64V150L62 149V151H64L65 153H66V152L68 153V152H71L72 149L69 150V151H68V150L65 151ZM74 150H75V148H74ZM47 151H48V152H47ZM56 151H57V146H56ZM89 151H90V150L86 151V153L89 152ZM41 152H42V153H45V154L43 155V154H41ZM46 152H47V154H49V155H47ZM59 152H60V150H58L56 154H58ZM60 153H61V152H60ZM67 153H66V154H67ZM71 153H73V152H71ZM89 153H90V152H89ZM89 153H88V154H89ZM33 154H32V157L34 158ZM40 154H41V155H40ZM75 154H76V153H74V155H75ZM88 154H86L85 156L87 157ZM34 155H35V154H34ZM45 155H46V156H45ZM67 155H68V154H67ZM74 155H73V156H74ZM90 155H92V154L90 153ZM90 155H89V158H90ZM56 156L59 157V159H61V160H62V159H63V160H66V161H62L63 163L65 162V165H66V162L68 161V162H67L68 164L72 163L73 166L75 165L76 167H77L78 164L81 163L83 160L86 161V162L89 161V158L86 159V157H85V159H82V160L80 161V160L78 159L79 157H78L77 155H75V156H77L78 158H77V157H72L73 159L70 158V160H72V162L69 161V160H67V159H64V157H65L64 155H63V157H62L61 155H59V156H58V155H55V158H56ZM70 156H71V155H70ZM29 157L31 158V156H29ZM66 157H68V156H66ZM66 157H65V158H66ZM35 158H36V157H35ZM55 158L53 157V159H52V158H51V159L54 160ZM68 158H69V157H68ZM74 158H75V160H76V158H77V160L75 161ZM83 158H84V157H83ZM24 159H26V160L24 161ZM37 159H38V158H37ZM37 159H35V160L37 161ZM42 159H43V158H41V160H40V158H39V160H38L37 162H36L35 160H33V161L36 162V163L38 164L39 161H44V159H46V158H44L43 160H42ZM47 159H48V158H47ZM59 159L56 158L55 161L58 160L57 162H59V164H60V160H59ZM91 159H92V158H91ZM91 159H90V161H91ZM31 160H32V159H31ZM49 160H50V158L48 159V161H49ZM73 160H74L76 163H77V162H79V163H77V165H76V163L74 164ZM87 160H88V161H87ZM21 161H24V162H21ZM29 161H30V159H29ZM55 161H54V162H55ZM84 161H83V162H84ZM90 161H89V162H90ZM20 162H21V165H20ZM34 162L31 161V162H29V164H30V163H34ZM44 162H45V161H44ZM44 162H43V163H44ZM62 162H61V163H62ZM83 162H82V164H79V165H80V166H81V165L84 166L85 169H87L86 167H88V169H91L92 166L95 164L93 160H92L90 163H86V162H84V163L87 164V165H84ZM92 162H93L94 164H92ZM39 163H40V162H39ZM46 163H47V162H46ZM49 163H50V166H49V164L47 165V166H49V168L47 167V168H48L47 170H50V167L52 166V165H51V162H49ZM52 163H53V162H52ZM37 164H36V168H38V167H37ZM44 164H45V163H44ZM68 164H67V165H68ZM89 164H90V165L92 164V165L90 166ZM27 165H28V164H27ZM27 165H26V162H25V166H27ZM42 165H43V164H42ZM42 165H41V166H42ZM53 165H54V163H53ZM56 165H58V164H56V162H55V165H54L52 168H53V169L55 168V169L57 170ZM60 165H61V164H60ZM65 165H64V166H65ZM95 165H96V164H95ZM100 165H101V164H100ZM30 166H31V165H30ZM30 166L28 165V167H30ZM41 166H40V167H41ZM70 166H71V165H70ZM82 166H81L80 168H78V167H77V168L80 170L81 168H83ZM89 166H90V167H89ZM98 166H99V165H98ZM15 167H17V166H14V169H15V170H17V169H18V170H23V169H25V170H23L25 173H26V171H30V173H32L33 170L35 171V169H33V168H35V167L32 168V169H33L32 171H31V170H28V167H27V169H26V168H23L24 166H23L21 169H19V167L16 169ZM31 167H32V166H31ZM44 167H45V166H44ZM65 167H66V166H65ZM65 167H64V168H65ZM76 167H75V169H74V167L72 168V169L74 170V172H75V170H78V169H76ZM99 167L102 168V166H99ZM103 167H104V165H103ZM9 168H10V169H9ZM58 168H59V167H58ZM60 168H62V167L60 166ZM39 169H41V168H39ZM55 169H54V170H55ZM104 169H105V167H104ZM106 169H107V168H106ZM5 170H1V172H2V171L5 172ZM12 170H13V169H12ZM37 170H38V169H37ZM41 170H42V169H41ZM62 170H63V169H62ZM62 170L60 171V172H61V175H62ZM79 170H78V172H79ZM7 171H6V173H7V175H8V172H7ZM43 171H44V170H43ZM43 171H42V172H43ZM45 171H46V169H45ZM45 171H44L45 175H48V174H49V175L51 176V174H50L51 172L49 173V172L46 171V172L48 173V174H46ZM51 171H53V170H51ZM19 172H20V173H19ZM19 172H16V174H15V173H14V170H13V171L10 170L9 175H8V176H10V173H12L11 176H14V175H15V177H16L15 180H17L16 183H17L18 185H19V183H20V181H21V180L19 179L20 176H21V179H22V177L25 178V176L28 175V174L26 173V175L22 176V175H23V174L21 173L22 171H19ZM36 172H39V171H35L34 173H36ZM60 172L58 171V174H57V175H60ZM76 172H77V171H76ZM2 173H3V172H2ZM13 173H14V174H13ZM17 173L19 174V175H18L19 178L16 176ZM54 173H56V171H54ZM54 173H52V174H54ZM20 174H21V175H20ZM37 174H41V173L39 172V173H37ZM37 174H36V175H37ZM76 174H78V173H76ZM0 175H1V174H0ZM4 175H5V174H4ZM4 175H3V176H4ZM42 175H43V173H42ZM61 175H60V176H61ZM8 176H7V177H8ZM29 176H30V175H29ZM29 176H28V177H29ZM31 176H34V174L32 173ZM31 176H30V177H31ZM38 176H39V175H38ZM38 176H37V177H38ZM50 176H49V178H50L52 181H54V180L57 179V178H55L56 174H55V176L53 175L55 179H52V178H51L52 176H51V177H50ZM60 176H59V179H60ZM1 177H2V176H1ZM4 177H5V176H4ZM4 177H3V178H4ZM26 177H27V176H26ZM28 177H27L26 179H30V178H28ZM34 177H36V176H34ZM37 177H36V179H37ZM39 177H40V176H39ZM39 177H38L37 180H35V179H33V178H32V180H29V184H28V186L30 185V181L33 182V180H34V181L41 180V179L44 177V175L41 176L42 178H41V177L39 178ZM56 177H58V176H56ZM9 178H11V177H9ZM9 178H8V179H9ZM24 178H23V180H25V182H26V179H24ZM44 178H45V177H44ZM44 178H43V179H44ZM8 179H7V180H8ZM11 179H14V178H11ZM18 179H19L20 181H18ZM47 179H48V178L46 177V179H45L44 182H46ZM50 179H49V180H50ZM4 180L6 181V177H5ZM5 181H4V182H5ZM9 181H10V182H11V181L13 182V180H10V179H9ZM9 181H6V182H9ZM1 182H2V181H1V179H0V183H1ZM4 182H3V183H4ZM21 182H24V181H21ZM40 182H41V181H40ZM42 182H43V181H42ZM13 183H14V182H13ZM13 183H12V184H13ZM16 183H14L13 186H15ZM26 183H28V181H27ZM33 183H35V182H33ZM33 183H32V185H35V184H33ZM4 184H5V183H4ZM4 184L1 185V190L3 189L2 186H3ZM6 184H7V183H6ZM9 184H10V183H9ZM20 184H21V183H20ZM43 184H44V183H43ZM10 185H11V184H10ZM24 185H26V184L24 183ZM24 185H23V186H24ZM20 186H22V185H20ZM20 186H19V187H20ZM26 186H27V185H26ZM26 186H25V189H26ZM28 186H27V187H28ZM44 186H45V185H44ZM6 187H8V186L6 185ZM29 187L32 188L33 186H29ZM34 187H35V186H34ZM34 187H33V188H34ZM39 187H40V186H39ZM10 188H12V187H10ZM15 188L18 189V187H14V189H15ZM30 188H29V189H30ZM36 188H38L37 185H36ZM36 188H35V189H36ZM4 189H5V187H4ZM7 189H8V188H7ZM7 189H5L4 191H7ZM14 189H13V190H14ZM27 189H28V188H27ZM35 189H34V190H35ZM1 190H0V192H1ZM8 190H9V189H8ZM13 190H12V193L14 192ZM21 190H22V188L20 189V191H21ZM34 190H31V191L33 192ZM2 191H3V190H2ZM4 191H3V192H4ZM15 191L17 192L18 190H15ZM36 191H37V190H36ZM8 192H9V191H8ZM22 192H23V191H22ZM26 192L29 193L30 190H29V192H28V191H26ZM26 192H24V193H26ZM12 193H11V194H12ZM1 194H2V192H1ZM7 194H8V193H7ZM7 194L5 193L4 195H6V197H7ZM9 194H10V193H9ZM11 194H10V195H11ZM20 194H22V193H20ZM20 194H17L18 197H16V195L14 196V194H12V195H13L14 197H16V201H17V199L19 198V195H20ZM31 194H35V193L33 192V193H31ZM37 194H38V193H37ZM37 194H36V195H37ZM10 195H9V198H11L10 200H11V202H13L12 199L14 200V197H13V196L10 197ZM24 195H26V194H24ZM24 195H22L21 197H23ZM1 196H3V195H0V221H1V222L5 223V225H7L5 221L12 222V223H8V222H7L8 225H10V226H11V224L13 225V223H14L13 226H15V223H16V224L19 223V224L16 225V226L19 227V228H20V226H18V225H23V226H25V227H29V229H30V227L32 228V227L34 226V225H33V224H34V223H33V220L35 219L34 222H36V218L38 217V216H37L38 214L36 215V214L34 213V211H33V214H35V216H37V217H34L33 215H31V214H32V210H33L31 207H32V206H35V204H33V205H29L31 202L29 203L28 201H30L32 198H31L30 200H29V198L27 199V202H28L29 204H27V202H25V199H24L25 197L22 198L24 201L20 200V198H21V197H20V198H19L20 203H18L19 200H18L17 203H16V204H19V207H20V205H24V207H25V205H26V207H27L28 205H29V207L31 206V207H30V209H32V210H30L31 212L27 211V214H26V213H25L26 211H24V212L22 211V210H23V207H22V206H21L22 209L19 211L20 208L17 210L18 207H17V205H15V201H14V203H11L8 197H7V199H8L9 201H7L6 198H3V197H1ZM34 196H35V195H34ZM34 196L32 195L31 197H34ZM12 197H13V198H12ZM40 197H41V196H40ZM26 198H27V196H26ZM34 198H35L36 200L39 199V197H38V199H37L36 196H35ZM3 199H5L6 201H4ZM36 200H35V201H36ZM31 201H32V200H31ZM38 201H41V199L38 200ZM22 202H23V203H22ZM24 202H25V203H24ZM86 202H87V203H86ZM86 202H85V203L83 202V203L86 204V205L89 204V208H91V207H90V203H92V205H91L92 207L95 205V204H94L93 202H91V201H86ZM88 202H90V203H88ZM32 203H33V201H32ZM32 203H31V204H32ZM39 203H40V202H39ZM39 203L36 202V204H39ZM93 204H94V205H93ZM40 205H42V207H43L45 204L42 203V204H40ZM40 205H39V207H38V205H36V206H35L36 209L40 210V207H41ZM29 207H27L28 210H29ZM42 207H41V208H42ZM44 207H45V206H44ZM44 207H43V208H44ZM85 207L88 208V205L85 206ZM33 208H34V207H33ZM43 208H42V209H43ZM36 209L34 208L35 211H36ZM42 209H41V210H42ZM16 210H17V212H16ZM25 210H26V209H25ZM41 210H40V211H41ZM44 210H45V209H44ZM45 211H46V210H45ZM18 212H19V213H18ZM20 213H22L23 216H22V214H20ZM37 213H38V212H37ZM44 213H45V212H44ZM44 213H43V211H42V214L45 216L46 214H44ZM17 214H19V215H17ZM25 214H26V217H27L28 215H30V217L32 216V218H34V219L32 220V222L28 220V218L30 219V217H28V218L24 217ZM39 214H40V213H39ZM61 214H63V213H61ZM43 215H42V216H43ZM47 215H49V214H47ZM66 215H67V214H65V216H66ZM84 215H85V214H84ZM87 215H89V214L87 213ZM42 216L40 215L39 217H41V218L38 217L37 220L42 219ZM44 216H43V218H44ZM67 216H68L69 218H72V217H70L69 215H67ZM90 216H92V215H90ZM90 216H89V217H90ZM45 217L48 218L47 216H45ZM50 217H52V216L50 215ZM61 217H62V218H61ZM83 217H84V216H83ZM32 218H31V219H32ZM59 218H61V220H62V219H63V215H60V217H59V215H58V218H57V216H56V218H55V216H54V217H53V220H55V219L57 220V219H59ZM66 218H67V217H66ZM66 218H64V219H66ZM69 218H68V219H69ZM85 218H86V216H85ZM90 218H92V217H90ZM90 218L88 219L87 222H90V223H91V221L93 220V218H92L91 220H90ZM3 219H4V220H3ZM48 219L50 220L51 218H48ZM48 219H47V223H46L47 225H48V223H50V222L52 221V219H51V221L48 222ZM64 219L62 220V225L65 223V220H64ZM68 219H67V220H68ZM81 219H82V218H81ZM2 220H3V221H2ZM42 220H44V219H42ZM61 220H59V221H61ZM86 220H87V219H85V222H86ZM89 220H90V221H89ZM45 221H46V220H44V222H45ZM63 221H64V223H63ZM69 221H72V220L69 219ZM40 222H41V220H39L38 222H36L35 225H36L37 227H39V225H38L37 223H40ZM54 222H55V221H53V222L50 223L51 226L54 225V224H52V223H54ZM42 223H43V222H42ZM42 223L40 224V227H42V226H41ZM60 223H61V222H60ZM67 223H68V222H67ZM90 223H89V224H90ZM73 224H74V223H73ZM87 224H88V223H87ZM5 225H4V227H6ZM8 225H7V226H8ZM56 225H57V224H56ZM56 225H54V226H56ZM59 225H60V224H59ZM78 225H79V224H78ZM78 225H76V226H78ZM84 225H85V224H84ZM63 226H64V225H63ZM63 226H62V227H63ZM68 226L70 227V225H68ZM87 226H88V225H87ZM87 226H86V227H87ZM34 227H35V226H34ZM43 227H44L45 230H46V225H45L44 223H43ZM48 227H49V225H48ZM78 227H79V226H78ZM11 228H12V227H11ZM49 228H50V227H49ZM53 228H54V227H52V229H53ZM56 228H57V227H56ZM56 228H54L53 230H56ZM59 228H61V227H59ZM64 228H66V230H67V226H65V227H63V228L61 229V233L58 234V231H59L60 229L57 230V232L54 231V233H57V234L59 235L58 237H61V236H62L61 238H63V239L60 238V240H61V241H65V240H66L65 242L69 243V247L72 248V246H73V247H74L75 245L78 246L79 244H75V242H72V243H74V244H70V243H71V241L69 240L70 238L67 239L68 236H70V234H69V235L67 234L69 230L67 231V233H65V232L62 233V230H63ZM76 228H77V227H76ZM79 228H80V227H79ZM83 228H85V227L83 226ZM89 228H90V227H89ZM6 229H7V227H6ZM12 229H13V228H12ZM12 229H11V231H13ZM20 229H23L22 226H21ZM20 229H19V231L21 232ZM25 229H27V228H25ZM25 229H24V230H25ZM29 229H28V230H29ZM33 229H35V228H33ZM33 229H32V230H33ZM39 229H40V228H39ZM86 229H87V228H86ZM4 230H5V229H4ZM7 230H9V229H7ZM16 230H18V228H17ZM41 230H44V229L41 228V229H40V233H41ZM47 230H48V229H47ZM9 231H10V230H9ZM26 231H27V230H26ZM29 231H30V230H29ZM33 231H34V230H33ZM33 231H31V232H33ZM36 231H38V229H36L35 232H36ZM51 231H52V230L50 229V231L48 230V231H46V232H43V231H42V232H43V233H47L46 235H48V237H49L50 234H48V232L51 233ZM64 231H65V230H64ZM75 231H76V230H75ZM1 232H3V231L1 230ZM20 232H19V233H20ZM59 232H60V231H59ZM72 232L74 233V231H72ZM79 232L81 233V231H79ZM79 232L76 231V233H79ZM14 233H17V231L14 232ZM21 233H22V235H23V233H24L23 230H22ZM26 233H28V232H26ZM33 233H34V232H33ZM33 233H32V234H33ZM69 233H70V232H69ZM76 233H75V234H76ZM84 233H85V232H84ZM88 233H89V234H86V233H85V234L88 235V236H90V235H91L90 232H88ZM95 233H96V232H95ZM32 234L30 233V235H32ZM36 234H37V233H35V235H36ZM51 234L53 235V232H52ZM64 234H65V235L67 234L68 236H65ZM100 234H103V233H100ZM3 235H4V234H3ZM9 235H10V234H9ZM19 235H20V234H19ZM24 235H26V234H24ZM37 235H41V236L38 237L39 240H37V241H40V244H41V238H40V237H42L43 235H42V234H39V232H38ZM52 235H50V236H52ZM60 235H61V236H60ZM63 235H64L65 237H67V238L64 239V236H63ZM76 235H77V234H76ZM1 236H2V235H1ZM1 236H0V239H1ZM27 236H28V234H27ZM27 236H26V238H27ZM53 236H54V235H53ZM53 236H52V237H53ZM56 236H57V235L55 234V237H56ZM71 236H72V235H71ZM74 236H75V235H74ZM74 236H73V237H74ZM77 236H78V235H77ZM79 236H83V235L80 234ZM84 236H85V235H84ZM88 236H86V237L88 238ZM95 236L97 237V236H99V235H95ZM101 236H102V235H101ZM3 237H4V236H3ZM6 237H7V235H6ZM6 237H5V238H6ZM12 237H13V236H12ZM36 237H37V236H36ZM43 237H45V235H44ZM58 237H57V238H58ZM92 237H93V235L90 236V238H92ZM30 238H31V237H30ZM81 238H82V237H81ZM90 238H88V240H89ZM93 238H94V237H93ZM99 238H100V237H99ZM103 238H104V237H103ZM11 239H12V238H11ZM28 239H29V236H28ZM32 239H35V238L33 237ZM32 239H31V240H32ZM43 239H44V238H43ZM45 239H46V237H45ZM49 239H50V240H53V239H54L55 241H54V240H53V241H54L55 243L60 241V240H59V241H56V238H53V239H52V238L50 237V238H48L47 242L49 241ZM58 239H59V238H58ZM85 239H86V238H85ZM71 240H72V238H71ZM77 240H78V239H77ZM83 240H84V239H83ZM100 240H101V239H100ZM5 241H6V240H5ZM28 241H29V240H28ZM35 241H36V239H35ZM35 241H34L33 243H35ZM37 241H36V242H37ZM43 241H45V240H43ZM69 241H70V242H69ZM84 241H85V240H84ZM97 241H98V240H97ZM97 241H96V242H97ZM29 242H30V241H29ZM65 242H64V243H65ZM78 242H80V241H78ZM78 242H76V243H78ZM96 242H95V243H96ZM30 243H31V242H30ZM33 243H32V246H33V250L35 251V250L37 249V247H36V249H34V245H33ZM43 243L45 244V242H43ZM52 243H53V242H52ZM52 243L49 242V245H48V246H50V244H52ZM55 243H53L54 245L52 244V247H53V246H60L59 244L62 243L61 246H65V245H66L67 248H68V244H65V245H64L63 242H59L58 245H57V243H56V245H55ZM86 243H87V242H86ZM89 243H90V242H89ZM91 243H92V242H91ZM91 243H90V245H91ZM25 244H26V243H25ZM93 244H94V243H93ZM93 244H92V245H93ZM37 245H39V244H37ZM37 245H36V246H37ZM41 245H42V244H41ZM43 246H44V245H42V247H43ZM27 247H28V246H27ZM40 247H41V246H40ZM44 247H45V246H44ZM52 247H50V248L52 249ZM30 248H31V247H30ZM30 248H29V249H30ZM46 248H47V247H46ZM48 248H49V247H48ZM54 248L57 249V247H54ZM59 248H60V247H59ZM39 249H40V248H39ZM43 249H45V248H43ZM43 249L41 248L40 250H43ZM56 249H55V250H56ZM30 250L32 251V249H30ZM43 251H46L45 253H47V252H48L49 254L51 253L50 250H49L50 252L47 251L46 249L43 250ZM52 251H54V249H53ZM56 251H58V249H57ZM56 251H55V252H56ZM60 251L62 252L61 249H60ZM71 251H72V250H71ZM22 252H23V251H22ZM35 252H36V251H35ZM37 252H39V251L37 250ZM58 252H59V251H58ZM29 253H30V252H29ZM41 253H43V252L36 253V254H41ZM53 253H54V252H53ZM59 253H60V252H59ZM34 254H35V253H34ZM43 255H44V254H43ZM45 255H46V254H45ZM51 255H52V254H51ZM57 255H58V254H57ZM57 255L54 253V256H57ZM60 255H61V254H60ZM54 256L52 255V257H54ZM57 257H58V256H57ZM75 259H76V258H75ZM67 260H68V259H67ZM73 260H74V259H73ZM87 260H88V259H87ZM91 260H92V259H91ZM92 261H93V260H92ZM85 262H86V261H85ZM100 262H101V261H99V263H100ZM111 262H113V261L111 260ZM93 263H94V262H93ZM103 263H104V262H103ZM103 263H102V264H103ZM106 263H107V262H106ZM106 263H105V264H106ZM108 263H109V262H108ZM108 263H107V264H108ZM118 263H121V262H117V263H115V264H118ZM130 263H132V264H136V263H137V264H151V263H142V262H140V263H138V262H136V263H135V262H130ZM130 263H128V264H130ZM60 264H61V263H60ZM89 264H90V263H89ZM91 264H92V263H91ZM100 264H101V263H100ZM109 264H111V263H109ZM121 264H124V263L122 262ZM152 264H154V263H152Z\"/></svg>",
	"mask_w": 264,
	"mask_h": 264
}]
</instances>
